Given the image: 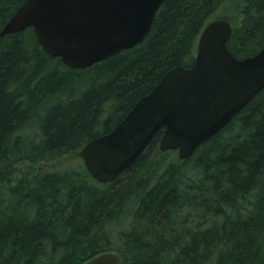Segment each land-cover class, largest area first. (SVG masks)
I'll return each instance as SVG.
<instances>
[{
    "label": "trees",
    "instance_id": "obj_1",
    "mask_svg": "<svg viewBox=\"0 0 264 264\" xmlns=\"http://www.w3.org/2000/svg\"><path fill=\"white\" fill-rule=\"evenodd\" d=\"M24 0H0V32ZM235 7L228 49L264 47V0H165L147 37L84 69L49 56L32 27L0 40V264H264V90L186 160L163 132L114 182L82 164L43 170L113 130ZM159 157H155L156 154ZM22 168H25L22 170Z\"/></svg>",
    "mask_w": 264,
    "mask_h": 264
},
{
    "label": "water",
    "instance_id": "obj_2",
    "mask_svg": "<svg viewBox=\"0 0 264 264\" xmlns=\"http://www.w3.org/2000/svg\"><path fill=\"white\" fill-rule=\"evenodd\" d=\"M165 0H24L0 32V40L32 27L51 57L69 68L84 69L138 46L149 34ZM233 25L211 20L197 44L194 63L168 71L110 132L89 141L79 152L90 176L114 182L163 132L159 150L193 156L221 132L264 90V47L237 58L228 43ZM106 252L84 264H121Z\"/></svg>",
    "mask_w": 264,
    "mask_h": 264
},
{
    "label": "rangeland",
    "instance_id": "obj_3",
    "mask_svg": "<svg viewBox=\"0 0 264 264\" xmlns=\"http://www.w3.org/2000/svg\"><path fill=\"white\" fill-rule=\"evenodd\" d=\"M236 11L235 7L233 5H226L223 8H221V10H219L217 12V14L215 16H213L211 18V20H215V19H225L224 17L230 18V20L234 21V18L236 16ZM155 157H159V154L157 153L155 155ZM179 158L178 157V151H174V153L170 154L167 156V160H172L173 158ZM83 165L85 166L83 160L79 157L78 154H70L66 157H64L63 159H61L60 161L56 162V163H51V164H39L37 165V168L39 169H43V170H56L59 168H69L72 166H76L78 167L79 165ZM25 168H22V170H24Z\"/></svg>",
    "mask_w": 264,
    "mask_h": 264
}]
</instances>
